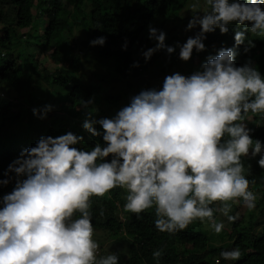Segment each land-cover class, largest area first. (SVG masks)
<instances>
[{
  "label": "clouds",
  "instance_id": "obj_1",
  "mask_svg": "<svg viewBox=\"0 0 264 264\" xmlns=\"http://www.w3.org/2000/svg\"><path fill=\"white\" fill-rule=\"evenodd\" d=\"M203 4L205 8L200 0L191 4L181 44L173 39L179 59L188 61L193 49L204 50L206 33L216 28L226 33L230 24L244 26L234 32L233 47H221L187 76L161 69L159 90H141L111 118L92 119L91 100H82L79 107L87 111L81 127L102 137L104 146L97 142L90 150L77 148L83 137L71 131L42 135L7 165L0 186L15 184L0 198V264H119L116 253L98 258L90 212V198L115 187L126 190L123 211L138 219L154 206L160 232L182 231L199 220L219 234L224 224L214 213L230 222L239 218L229 214V202L242 200L249 211L255 209L258 195L249 190L241 158L259 154L257 164L264 168V143L253 139L245 124L249 112L264 113V76L250 60L237 66L234 58L236 46L243 44L245 52L255 46L246 32L264 35V0ZM159 29L160 24L147 27L156 43H145V61L159 49L175 51L172 43L165 45L166 34ZM105 42V36H98L89 44ZM52 107L46 104L32 112L43 119ZM215 202L219 206H212ZM161 255L160 249L152 253L156 264ZM241 255L238 247L220 252L229 261Z\"/></svg>",
  "mask_w": 264,
  "mask_h": 264
},
{
  "label": "trees",
  "instance_id": "obj_2",
  "mask_svg": "<svg viewBox=\"0 0 264 264\" xmlns=\"http://www.w3.org/2000/svg\"><path fill=\"white\" fill-rule=\"evenodd\" d=\"M195 2L0 0V24H4L0 27V179L5 178L4 169L20 151L34 146L42 135L55 137L71 131L83 137V143L76 145L77 148L90 150L97 142L104 146L102 137H93L81 127L87 109L79 105L82 100H91L89 108L93 111L92 119L114 116L123 107V90L118 89V83H113L114 78H131L141 82L140 76L152 66L163 68V71L170 68L169 75L179 72L187 76L199 70L200 64L209 55L215 56L221 47H233L234 32L244 30V26L230 24L226 33H220L218 28L206 33L203 40L205 49L200 52L193 49L191 58L183 61L179 59V48L173 42L176 39L181 44L179 39L183 35L174 38L173 33L165 31L164 43H172L175 51L168 54L165 49H159L147 61L144 60L142 52L145 51V43L150 47L156 43L146 34L147 27L159 21V30H165L163 24L170 19L173 11L177 12L174 18L176 23H188L192 13L187 7ZM200 4L201 8L206 7L203 0H200ZM184 9L190 13L189 16L179 15ZM197 14L203 15L199 11ZM73 27L79 28L84 35L78 41V48L85 51V60L93 59L95 53L102 65L99 70L90 69L84 81L78 74L69 72L71 64L78 68L81 61L75 47L78 43L72 36ZM2 30L4 33H1ZM98 36L106 37L104 45H90L89 41ZM246 38L252 39L255 46L247 52L243 44L236 46L234 63L242 66L250 60L264 76V35L246 32ZM100 59H112L114 62V76L107 83V64ZM134 61H138V66L133 67ZM141 83L147 89L152 88L147 83ZM46 104L53 107L43 119L33 115V108L40 109ZM108 106L117 110L104 109ZM59 110L64 113L55 112ZM247 115L245 124L252 130L250 136L264 143V113L249 112ZM93 126L97 129L101 127L99 124ZM110 158L111 155L105 159ZM241 159L250 181L249 190L258 195L256 207L249 211L242 200L229 202L232 205L230 215L237 214L241 207L245 209V216L242 214L229 224L228 231L222 230L219 234L211 231L207 222L208 229L204 231L203 226L195 224L199 220H194L182 231L160 232L154 224V206L144 210L139 219L136 214L123 211L126 190L119 187L102 197L92 196L90 212L94 233L101 231L105 236L113 237L108 241L109 248H105L104 241L93 238L99 245L98 258L110 254L109 249L114 248L119 255V264H156L152 253L160 249L162 255L159 264H215L213 250L220 254L221 251L238 247L242 253L239 260H226L220 264H264V168L257 164L259 154ZM14 184L13 180L7 186H0V198L11 192ZM219 204L215 202L212 206ZM100 209H103V215H100ZM217 213H214L216 220ZM224 234L232 241L216 248L208 247V242L216 237L224 242Z\"/></svg>",
  "mask_w": 264,
  "mask_h": 264
},
{
  "label": "rangeland",
  "instance_id": "obj_3",
  "mask_svg": "<svg viewBox=\"0 0 264 264\" xmlns=\"http://www.w3.org/2000/svg\"><path fill=\"white\" fill-rule=\"evenodd\" d=\"M189 8V12L190 11V7H187ZM179 15L181 16H184V17H187L190 15V13H188V11L186 9H184L182 11V13H179ZM177 17V12L176 11H173L172 12V15H171V18L169 20H166L164 22V28L165 30L163 29V31L165 32H170V33H173L174 34V38H177V37H182L183 35V32L185 30V26L187 25V21L186 22H175L177 20H174V18ZM188 20V19H187ZM153 24V27L155 28H158L159 27V21H155L152 23ZM4 26V24H0V27ZM163 28V27H162ZM73 31H72V36L74 38V40L78 43V46H75L76 48L80 47V43L78 42L81 38L84 37V35L82 34V32L80 31L79 28H76V27H73L72 28ZM1 33H4V30L1 31ZM78 50L79 52V57L81 58V61L79 63V66L78 68H76L75 66H72V64L70 65V70L69 72H72V73H75V74H78L80 76V78L84 81L85 79V76L87 73H89L90 69H96V70H99L102 65L97 61V59L95 57H91V59H88V60H85L86 57H85V51H81L78 49H76V51ZM89 50V49H87ZM98 57V56H97ZM99 58V57H98ZM94 62H98V63H93ZM101 62L107 64L106 66V73L109 74V76L107 75L105 77L106 81L105 83L109 82L114 74H113V60L112 59H105V60H101ZM181 61V60H179ZM65 66H66V62H64ZM52 66V65H51ZM168 67H169V64H168ZM163 70V68H161ZM158 67H150L148 69V71H146L143 75L140 76V81L141 82H144V83H147L149 84L152 88H156L157 90H159L161 87H162V82H163V79H164V75L162 73V70ZM170 70V68H168ZM169 73V71H168ZM135 79H131V78H126V79H117V78H114L113 79V83H118L119 85V88L120 90H123V93L121 94V98H122V101H123V106L127 105L130 101V98L136 94H138L141 90H146L147 87L145 85H143L141 82H137V81H134ZM107 106V105H105ZM104 109H109L111 110L112 112L117 110L116 107H111V106H108V108H104ZM55 112H59V113H64L63 111L59 110V111H55ZM54 112V113H55ZM245 209L241 208L238 210V214H239V218L240 216L243 214L245 216ZM217 221L220 222L222 221L223 224H224V228L223 230L226 232L228 231V226L229 224L231 223L230 221H227V218H225L224 216H222L221 213H217ZM198 222V221H197ZM195 222L196 225L200 224L201 226H203V229L204 231H206L208 229L206 223H197ZM211 229V228H210ZM212 231V229H211ZM106 234L101 232V231H96L94 234H93V238L99 240V241H104L105 242V248H109L110 245H108V241L110 240H113V237H110V236H105ZM223 240L224 242H222V239L220 238H215V239H212L208 242V247L209 248H212L213 246L218 247V246H223L225 244H228L230 241H232V238H228L227 235L224 234L223 236ZM222 242V243H221ZM113 248V247H112ZM109 251L111 253H116V250L113 248V249H109ZM107 255V254H106ZM212 258L215 262L216 259H220V262H224L226 260H224L223 258L220 257V254H218V251L217 250H213V254H212Z\"/></svg>",
  "mask_w": 264,
  "mask_h": 264
}]
</instances>
